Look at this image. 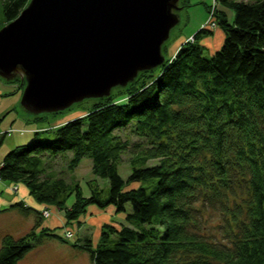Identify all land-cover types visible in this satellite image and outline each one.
I'll list each match as a JSON object with an SVG mask.
<instances>
[{"label":"trees","instance_id":"trees-1","mask_svg":"<svg viewBox=\"0 0 264 264\" xmlns=\"http://www.w3.org/2000/svg\"><path fill=\"white\" fill-rule=\"evenodd\" d=\"M29 1L1 0L0 27ZM214 4L211 16L224 40L211 57L203 54L202 41L215 30L207 23L155 69L158 74L143 72L109 97L92 100L80 117L35 130L30 143L0 163L2 181L23 184L39 204L65 209L67 223L89 206L124 214L118 226H102L95 245L89 236L71 245L93 264H264V0ZM180 5L189 6L187 0ZM224 8L233 10L232 21ZM126 128L140 141L131 144L116 133ZM127 150L131 171L124 179L119 163ZM68 151L70 171L89 158L92 173L108 180L106 198L97 188L85 195L77 182L50 173V162ZM133 182L141 185L128 188ZM239 191L245 197L238 200ZM199 205L223 216V241L196 230ZM9 208L41 219L22 202ZM39 224L19 238L3 237L0 264H22L45 238L65 242L56 227L37 232Z\"/></svg>","mask_w":264,"mask_h":264},{"label":"water","instance_id":"water-1","mask_svg":"<svg viewBox=\"0 0 264 264\" xmlns=\"http://www.w3.org/2000/svg\"><path fill=\"white\" fill-rule=\"evenodd\" d=\"M181 0H30L0 28V78L28 113L109 97L165 64Z\"/></svg>","mask_w":264,"mask_h":264},{"label":"rangeland","instance_id":"rangeland-1","mask_svg":"<svg viewBox=\"0 0 264 264\" xmlns=\"http://www.w3.org/2000/svg\"><path fill=\"white\" fill-rule=\"evenodd\" d=\"M187 2L189 6H183V8L179 11L180 22L175 28H173L171 37L165 44L166 48L163 53L166 59H171L179 46H181L188 39H191V37L202 27H205L207 23V25H209L210 21L211 24L213 23L212 27H215L216 29L218 27L217 21L211 16V11L214 9L215 5L214 0H187ZM217 6L218 8H223L220 7L219 4H217ZM224 9L226 10L229 20L232 21L234 18L233 10L228 8ZM2 19L3 11L0 0V24H2ZM216 42L218 47L214 49H212L215 47L213 44L210 47L211 49L208 46L205 47L203 50L204 56L211 57L216 49H220L219 47L222 45L221 41L219 40ZM156 74H158L157 70L154 71V75ZM20 84L21 83H19L18 80L7 82L0 78V117H2V121H0V161L16 146L30 143V141L34 138L35 130L54 129L71 119L80 117L92 105V100H85L81 103L72 105L69 109L62 112L60 111L59 113H43L39 115V117L34 116L25 111L21 105L20 99L22 97L24 86L20 87ZM116 90L117 89L114 91ZM116 133L121 135L123 139L128 137L131 144H135L140 141V138L129 134L128 128L116 131ZM129 149L133 150L134 148L130 147ZM131 155V152L127 150L123 153L119 163V173L124 179H127L131 171ZM71 157L72 153L70 151L62 152L50 162V173L54 177H63V179L70 184L77 182L80 184L82 192L85 195L90 193V189L97 188L101 190V196L106 198L109 193V182L106 178L96 177L92 173L91 159L83 158L79 166L74 171H70L68 169V163ZM154 163H156L155 160H150L148 162L149 165ZM140 185L141 183L139 182H133L128 186V188H135ZM7 191L11 194L8 195L11 198L12 195L18 197L23 195L25 199L19 200L18 202H22L25 206L32 207L33 209H40L41 219L35 214L25 215L18 209H10L9 214L0 215V247L4 236L11 235L13 238H19L34 229L36 227L34 225L38 222L40 224L38 225L39 227L37 232L43 228H50L53 230L56 227V231H54V233L63 237L66 243L60 239H46L45 236L43 243L36 246L26 254L21 261L22 264H28L26 261L29 260H37L40 264H93L87 253L83 251H75L71 246L76 239L83 238L85 236H89L93 240L94 245L99 240L100 234L98 233L97 235L94 233L96 229L98 230V227L89 224L90 218H92L90 213H88V208L90 206L87 207L86 213L81 215L78 220L72 223H67L65 218V209L57 207L55 204L51 206L39 204L30 194L29 189H27V187L23 184L10 183L0 179V196L2 195L3 197H6ZM237 197L239 200V198H244L245 195L243 192L241 194L239 191ZM71 201L72 200L70 198L68 201L69 204H67L70 205ZM199 207L201 216L198 218L199 225L196 230L200 233H204L205 237L208 239L223 241L225 237L224 228L226 229V226L224 227L225 221L223 216L214 208L206 209L201 205H199ZM125 208L127 213L131 212V205L129 203L125 206ZM104 212H108L107 208L102 211L103 214ZM109 218L113 221H119L122 219L120 216H115V214H112ZM121 221L124 220L122 219ZM108 223L114 225L112 222H105V224ZM86 232L89 235H86ZM67 233H72V238H69V236L67 237ZM76 255H83L85 259L81 258L80 260L78 259L75 261L77 259H74ZM32 263L37 264L35 262Z\"/></svg>","mask_w":264,"mask_h":264},{"label":"crops","instance_id":"crops-1","mask_svg":"<svg viewBox=\"0 0 264 264\" xmlns=\"http://www.w3.org/2000/svg\"><path fill=\"white\" fill-rule=\"evenodd\" d=\"M213 32H214L213 36L205 37V39L202 41V43L205 45V47L208 46L210 48L211 45L213 44L215 47H213L212 49L218 47L216 41L220 40L221 44H222L223 40H224V33L222 32V30L219 27L217 29L215 28V30H213ZM0 93H1V91H0ZM2 161H3V159L0 161V163H2ZM9 194L10 193L7 191L6 197H3L2 195L0 196V215L1 216L9 214V211H10L9 207L12 206V204L18 202L19 200L25 199V197L23 195H21V197L12 195V198H11V197L8 196ZM28 200H29V198H28ZM5 206H7V207H5ZM12 210H14V209H12ZM104 210L105 209H99L97 206H90L88 208V213H90V215L92 216V218H90L89 224H92L93 226L98 227V230L96 229V231H94V233L97 234V235H98V233L100 234L101 227H102L103 224H105V222H112L115 226H118V223H121V220L124 219V214H119V212L117 213L115 207H113V206L107 207V211L108 212H104V214H103L102 211H104ZM112 214H115V216L116 215L120 216L122 219L119 220V221H113V220H111V218H109V216H111ZM85 234L89 235L87 232ZM74 250L78 251L76 249H74ZM81 258L85 259V257L83 255H80V256L76 255L74 259H76L75 261H77L78 259L80 260ZM26 262L27 263L35 262L37 264H40L39 261H37V260H31V261L29 260V261H26Z\"/></svg>","mask_w":264,"mask_h":264},{"label":"built area","instance_id":"built-area-1","mask_svg":"<svg viewBox=\"0 0 264 264\" xmlns=\"http://www.w3.org/2000/svg\"><path fill=\"white\" fill-rule=\"evenodd\" d=\"M213 24V23H212ZM211 24V22L209 23V27H212L213 25ZM66 236L68 237L69 236V238H72V233H67L66 234ZM65 236V237H66Z\"/></svg>","mask_w":264,"mask_h":264}]
</instances>
